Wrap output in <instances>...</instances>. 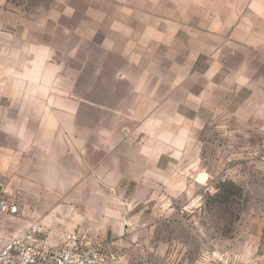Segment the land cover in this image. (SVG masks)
Returning <instances> with one entry per match:
<instances>
[{"label": "crops", "instance_id": "crops-1", "mask_svg": "<svg viewBox=\"0 0 264 264\" xmlns=\"http://www.w3.org/2000/svg\"><path fill=\"white\" fill-rule=\"evenodd\" d=\"M223 116L264 151V0H0V197L22 230L123 237Z\"/></svg>", "mask_w": 264, "mask_h": 264}, {"label": "rangeland", "instance_id": "rangeland-1", "mask_svg": "<svg viewBox=\"0 0 264 264\" xmlns=\"http://www.w3.org/2000/svg\"><path fill=\"white\" fill-rule=\"evenodd\" d=\"M206 120L199 164L185 161L174 181L137 205L124 236L113 238L126 264H264L263 148L225 133L238 118ZM19 223L0 212V243L24 228Z\"/></svg>", "mask_w": 264, "mask_h": 264}, {"label": "built area", "instance_id": "built-area-1", "mask_svg": "<svg viewBox=\"0 0 264 264\" xmlns=\"http://www.w3.org/2000/svg\"><path fill=\"white\" fill-rule=\"evenodd\" d=\"M221 181L226 182L227 176H223ZM18 211L16 203L0 197V212L16 214ZM0 264L126 263L113 241L100 238L89 229L63 231L59 243L51 245L41 221L37 220L0 243Z\"/></svg>", "mask_w": 264, "mask_h": 264}, {"label": "trees", "instance_id": "trees-1", "mask_svg": "<svg viewBox=\"0 0 264 264\" xmlns=\"http://www.w3.org/2000/svg\"><path fill=\"white\" fill-rule=\"evenodd\" d=\"M233 195V192H232V190L231 189H228V190H226V192H224V194H223V196L222 197H224V204L226 203V202H229V198H230V196H232Z\"/></svg>", "mask_w": 264, "mask_h": 264}]
</instances>
